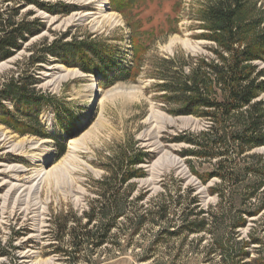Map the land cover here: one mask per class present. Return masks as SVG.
I'll list each match as a JSON object with an SVG mask.
<instances>
[{"label": "rangeland", "instance_id": "1", "mask_svg": "<svg viewBox=\"0 0 264 264\" xmlns=\"http://www.w3.org/2000/svg\"><path fill=\"white\" fill-rule=\"evenodd\" d=\"M30 1L35 2L0 0L2 10L11 12L20 4L19 17L45 25L15 56L0 62V79L31 54V47L62 37L107 44L118 63L132 70L130 79L111 84L56 60L40 71L37 89L48 97L41 120L66 145L64 153L56 140L21 136L0 124V264H222L215 225L208 233L160 236L150 251L160 232L152 223L133 236L120 224L111 234L116 236L99 249L88 245L72 254L66 247L69 228L87 222L84 214L98 198L94 189L110 158L118 162L133 145L152 153L151 161L142 164L145 176L128 185L136 184L129 197L133 213L135 206L148 207L166 189L172 201L181 195L187 205L198 196L204 208L217 205L208 188L219 181L202 184L191 170L213 169L216 160L183 157L189 145L177 142L205 130L207 121L172 115L175 106L166 103L160 88L161 78L175 71L174 65L168 71L169 61L185 60L181 70L190 72L198 56L211 57L210 47L216 44L200 38L206 32L200 16L215 0H36L49 10ZM248 7L250 15L264 19V0H250ZM59 107H69L75 118L70 133L58 127ZM251 153L264 155V147ZM180 209L172 207V216ZM252 227L264 241L262 224L241 229L242 239ZM62 243L66 253L59 250ZM247 249L245 262L264 256V242Z\"/></svg>", "mask_w": 264, "mask_h": 264}, {"label": "trees", "instance_id": "2", "mask_svg": "<svg viewBox=\"0 0 264 264\" xmlns=\"http://www.w3.org/2000/svg\"><path fill=\"white\" fill-rule=\"evenodd\" d=\"M34 4L44 7L40 1L35 0ZM249 4L250 0H215L202 9L200 19L206 32L200 38L216 44L210 47L211 57L198 56L190 65V72L181 70L185 60L173 59L168 62V71L174 65V73L161 78L164 99L175 106L169 110L172 115L196 116L207 121L205 130L178 137L177 142L189 145L182 151L183 157L216 160L213 169L199 172L191 166V170L202 184L219 181L208 188L210 195L217 196V205L204 208L198 196L187 205L182 203L181 195L172 201L166 189L148 207L135 206L133 213L129 197L136 184L129 189L128 185L145 176L142 164L150 162L152 156L151 151L133 145L125 149L118 162L115 157L110 158L106 174L94 189L98 198L84 214L87 222L81 225L79 220L67 232L66 247L72 248L69 253L79 254L88 245L99 249L109 244L110 237L116 236H111L113 230L121 229L120 224L132 230L131 236L149 223L160 226L149 251L160 243V236L208 233L215 225L219 230L215 238L222 264H264L261 254L245 262L250 256L247 247L262 244L263 236L253 227L246 239L241 235V229L251 224L264 226V155L251 153L264 147V67L259 64L264 63V19L250 15ZM21 7L19 4L11 12L0 8V62L15 56L26 42L44 30L43 22L19 17ZM65 40L66 37L57 38L31 47V54L9 76L0 79V124L21 136L56 140L62 153L66 145L41 120L48 97L37 89L42 81L40 71L56 60L111 84L130 79L132 70L131 66L118 63L107 44ZM57 110L59 129L70 133L76 124L72 111L69 107ZM249 158L255 160L248 161ZM172 207L181 209L172 216ZM59 250L68 251L63 243ZM5 254L9 258V253ZM207 254L210 256V252ZM74 260L77 262L80 257Z\"/></svg>", "mask_w": 264, "mask_h": 264}, {"label": "bare ground", "instance_id": "3", "mask_svg": "<svg viewBox=\"0 0 264 264\" xmlns=\"http://www.w3.org/2000/svg\"><path fill=\"white\" fill-rule=\"evenodd\" d=\"M90 86H93V84H89Z\"/></svg>", "mask_w": 264, "mask_h": 264}]
</instances>
